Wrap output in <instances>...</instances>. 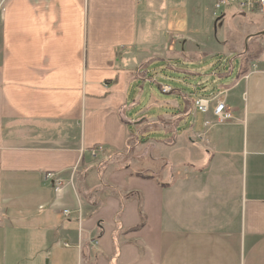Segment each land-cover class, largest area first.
Instances as JSON below:
<instances>
[{"label":"crops","instance_id":"obj_1","mask_svg":"<svg viewBox=\"0 0 264 264\" xmlns=\"http://www.w3.org/2000/svg\"><path fill=\"white\" fill-rule=\"evenodd\" d=\"M188 1L0 0V264H264V57L240 98L220 95L231 120L201 116L205 140H178L182 114L127 115L152 8ZM145 123L176 138H146ZM149 142L164 146L160 181L129 164ZM175 151L180 166L163 159Z\"/></svg>","mask_w":264,"mask_h":264},{"label":"rangeland","instance_id":"obj_2","mask_svg":"<svg viewBox=\"0 0 264 264\" xmlns=\"http://www.w3.org/2000/svg\"><path fill=\"white\" fill-rule=\"evenodd\" d=\"M176 7L174 9V5H171L166 8L163 6L161 9L152 8L150 15L156 20L153 22L155 29L148 30L143 35L140 39L144 44L143 51L136 56L134 63L131 62L128 65L129 69L134 67L135 71V68L140 65L138 60H141L144 64L141 70L147 71V79L139 78L132 81L128 98L129 103L134 105L127 115L132 120L138 118L137 121L157 120L159 117L171 121L169 117L182 114L183 117L178 119L180 126L176 131L178 140L186 134L198 132L194 135L200 134L199 140L202 141L206 139V135L202 132H205L207 127L204 123L201 124V116L204 114L190 113L184 106V100L176 94L177 92L173 94L171 92L179 90L192 101L194 97L200 96V88H215V91H220L223 96L230 91L229 94L236 93L240 98L243 77L237 78L239 67H246L249 71L254 58L264 57V35L260 34L264 32V16L246 13L233 6L232 8H216V0H192L183 6L176 5ZM152 18L148 22L152 23ZM138 53L137 51L136 55ZM159 86H168L172 90L163 93ZM212 106L214 108L215 105ZM214 121L220 124L215 117ZM147 124L145 123V127L141 126L138 132L151 130ZM144 134L146 138L155 141L176 138L171 137V133L164 132L163 129H154ZM139 147L144 148L142 150L136 148L130 160L132 163L129 161V164L140 167L137 172L153 174L155 179L160 181L161 176L168 170L166 166H163V160H159L160 152L165 151L164 146L149 142ZM194 148L197 149L196 146ZM202 154L210 155L206 152ZM104 155L105 153H101L100 150L96 151L93 157L94 162L91 160L88 164H93L91 167L95 166L105 158ZM180 155L181 153L177 151L171 155L168 152L163 154L165 156L163 159H168L172 166H180L179 157H183ZM197 155L200 158L203 157L200 153ZM123 164H126V161ZM200 165H202L201 161H199ZM91 167L83 176L89 184L93 183L91 178L94 179V170ZM47 177L53 179L54 176L48 174ZM14 189L18 191V194L13 197L12 204L18 200L23 201L26 195V192ZM55 190L61 192L62 188ZM231 208L234 210L235 205L232 204ZM62 212L67 213H63L66 217L70 214L67 210L62 209Z\"/></svg>","mask_w":264,"mask_h":264},{"label":"built area","instance_id":"obj_3","mask_svg":"<svg viewBox=\"0 0 264 264\" xmlns=\"http://www.w3.org/2000/svg\"><path fill=\"white\" fill-rule=\"evenodd\" d=\"M1 5V3H0ZM236 7L238 10H244L246 13H256L264 16V0H216V8ZM163 92L169 91V88L162 87ZM219 95H215L212 100L197 98L194 103V111L206 114L210 110V104L214 101V108L212 107V114L216 121L220 124L226 123L232 119L231 112H229ZM195 138L199 140L200 134L196 135ZM64 214H67L64 212Z\"/></svg>","mask_w":264,"mask_h":264},{"label":"trees","instance_id":"obj_4","mask_svg":"<svg viewBox=\"0 0 264 264\" xmlns=\"http://www.w3.org/2000/svg\"><path fill=\"white\" fill-rule=\"evenodd\" d=\"M241 60V59H240ZM242 63V60L240 61V65ZM248 73V70L246 67H242L241 66L239 67V70H238V73H237V78H240V77H243V76H246ZM175 91L172 90L171 94H173ZM133 142V140H131ZM132 145V144H131Z\"/></svg>","mask_w":264,"mask_h":264},{"label":"water","instance_id":"obj_5","mask_svg":"<svg viewBox=\"0 0 264 264\" xmlns=\"http://www.w3.org/2000/svg\"><path fill=\"white\" fill-rule=\"evenodd\" d=\"M260 34H264V32L260 33Z\"/></svg>","mask_w":264,"mask_h":264}]
</instances>
